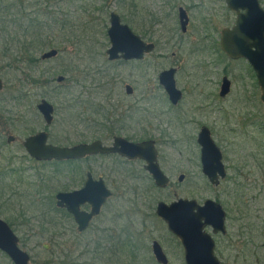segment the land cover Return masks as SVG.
Segmentation results:
<instances>
[{"label": "rangeland", "instance_id": "obj_1", "mask_svg": "<svg viewBox=\"0 0 264 264\" xmlns=\"http://www.w3.org/2000/svg\"><path fill=\"white\" fill-rule=\"evenodd\" d=\"M4 3L0 8V77L4 82L0 93V218L11 224L20 248L31 256L30 264H158L152 254L153 241L162 245L169 264H185L179 240L155 213L159 201L171 204L179 198L200 204L212 199L229 210V236L217 239L216 254L222 264H264L261 90L254 85L257 78L248 61L232 63L215 56L218 65H214L207 54L208 43H200L197 36L206 33L197 9L202 4L204 12L217 9L218 17L208 23L224 28L228 12L220 1ZM179 7L192 18L186 33L179 24ZM111 12L119 14L143 40L155 43L156 50L139 62L109 61ZM14 13L19 14L14 18ZM31 20L39 25L33 23L38 29L32 44V30L26 28L30 29ZM23 44H30L31 52H20ZM52 49L59 56L42 60L43 53ZM170 68L178 70L177 87L184 92L178 106L170 103L159 83L160 73ZM224 70L235 77L234 82L243 74V104L236 92L220 98L218 85ZM59 76L65 77L64 82H57ZM126 85L134 88L133 95L126 94ZM196 85H204L205 93L216 98L202 102ZM43 99L55 107L52 125L45 123L37 109ZM202 126L211 130L221 148L231 168L229 177L236 175L233 166L242 170L237 181L241 196L240 190L238 197L226 195L227 181L213 187L203 175L197 144ZM40 131H46L49 143L57 146L96 140L110 145L115 136L133 142L155 140L159 163L171 185L158 189L139 161L116 166L115 159L102 164L97 160L76 164L34 160L23 141ZM9 137H14L11 143ZM88 171L107 176L113 196L90 229L80 233L72 218L55 211V196L81 189ZM133 174L137 179L128 177ZM181 175H185L183 182L178 181ZM0 264L13 263L0 251Z\"/></svg>", "mask_w": 264, "mask_h": 264}, {"label": "water", "instance_id": "obj_2", "mask_svg": "<svg viewBox=\"0 0 264 264\" xmlns=\"http://www.w3.org/2000/svg\"><path fill=\"white\" fill-rule=\"evenodd\" d=\"M230 10L238 13L237 24L233 29L222 32L221 48L226 56L232 60L248 61L256 74L261 90V101L264 103V9L259 0H225ZM243 9V15L240 10ZM184 13L183 10H181ZM188 18L181 14V27L187 31ZM108 37L111 47L106 54L111 62L143 61L145 57L156 49L154 43H147L137 35L129 25L122 21L119 14L111 12ZM57 49L43 53L42 60L57 57ZM177 69L164 70L159 75V83L163 86L169 101L177 106L183 98V92L177 87ZM65 77L59 76L58 83L64 82ZM231 81L224 78L221 95L226 96L230 90ZM4 89V82L0 77V93ZM127 95H133L134 88L125 86ZM47 125L54 121V106L47 100H42L37 106ZM14 137H9L11 143ZM197 143L201 147L202 172L213 186H219L227 177V170L223 162V153L212 137L210 130L203 127L198 134ZM28 155L37 161H70L81 160L99 154H118L130 160L140 159L146 162L145 170L152 176L159 189L170 186L171 180L158 164V151L154 140L132 142L123 137H115L111 146L102 141L80 143L74 146H56L49 143V135L42 131L29 136L23 142ZM184 175L179 177V182ZM112 191L101 178L94 180L88 173V180L83 188L74 191L59 192L56 195V206L65 209L73 216L79 232L86 231L92 220L100 215ZM90 205V211L82 207ZM156 215L166 224L168 231L177 237L184 249L185 264H222L215 254L216 243L213 236L206 231L213 229V234H226L227 213L223 205L208 199L199 205L194 199L179 198L167 204L157 203ZM0 251L7 255L13 264H30L31 256L19 246V238L11 226L0 218ZM152 254L158 264H169V258L158 241L152 242Z\"/></svg>", "mask_w": 264, "mask_h": 264}, {"label": "flooded vegetation", "instance_id": "obj_3", "mask_svg": "<svg viewBox=\"0 0 264 264\" xmlns=\"http://www.w3.org/2000/svg\"><path fill=\"white\" fill-rule=\"evenodd\" d=\"M215 1H217V0H215ZM218 1H220V3L222 4V6L224 7V12H228V14L226 13V16L224 15V17H223V19H224V22H225V26H224V28H222V29H219V28H216L215 26H214V23H212V25L210 24V23H208V22H212V21H214V19L215 18H217L218 17V13H217V9H211V11H208L207 10V12H204V9H205V7H204V5L202 4V5H199L198 7H197V9H198V12L200 13V22L202 23V26H203V28H205V30H206V33L204 34V35H202L201 37L199 36V35H197L200 39V43L202 42V43H204V42H207L208 43V45H207V47H208V51H207V54H209L210 55V57H212V59H213V61H214V65L216 64V65H218L217 64V61H216V59H215V56H220V57H224L228 62H232V63H242L243 62V59H239V60H232V59H230V58H228L227 56H226V54L222 51V48H221V38H222V32H223V30H225V29H233L235 26H236V24H237V20H238V13L236 12V11H233V10H230L229 8H228V6H227V3H226V1L225 0H218ZM259 3H260V5H261V7L264 9V0H259ZM181 10H183L184 11V13H182V11ZM240 15H243V9H241L240 10ZM181 14H185L186 16H187V18H188V25H187V30H188V27L190 26V24H191V20H192V18H191V15H190V13L188 12V10L187 9H185L184 7H179L178 8V20H179V24H180V27H181ZM208 26V28H206ZM181 30H182V27H181ZM204 30V29H203ZM182 32H183V30H182ZM187 32V31H186ZM186 32H183V33H186ZM147 43H149V42H147ZM152 43V42H151ZM199 43V44H200ZM155 44V43H154ZM155 46H156V44H155ZM59 52V51H58ZM59 56V55H58ZM57 56V57H58ZM42 57V56H41ZM57 57H55V58H57ZM42 59V58H41ZM52 59H54V58H52ZM48 60H50V59H48ZM200 65V64H199ZM200 66H203V65H200ZM251 67V66H250ZM252 68V67H251ZM171 69V68H170ZM204 69V68H203ZM177 72H178V70H177ZM224 72V73H223ZM222 73H220V77L222 76V80H221V83H220V85H218L219 86V96H220V98H222V99H226V98H228V97H230V96H232L233 95V93L234 92H236L237 93V95H238V98L237 99H239V101H240V103L241 104H243V74H240L239 75V77H238V81H236V82H234L233 80H234V78L235 77H233L232 75H231V73L230 72H228V70L226 71V70H224ZM255 73V72H254ZM256 75V74H255ZM224 78H228L230 81H231V85H230V90H229V93L226 95V96H222L221 95V87H222V82H223V80H224ZM257 78V77H256ZM197 86V88H198V91H199V95H200V98H201V100H202V102H207V101H209V100H212V99H214V98H216V96L214 95V94H211V93H209V95H207V93H205L206 92V90H204V85H196ZM257 86H259V84H258V81H257ZM259 89H260V87H258ZM237 89V90H236ZM183 92V91H182ZM133 94H134V92H133ZM168 96V95H167ZM183 97H184V92H183ZM169 99V98H168ZM261 99V98H260ZM43 100H47V99H43ZM182 100H183V98H182ZM181 100V101H182ZM42 101V100H41ZM40 101V102H41ZM48 101V100H47ZM49 102V101H48ZM180 103V102H179ZM40 104V103H39ZM38 104V105H39ZM264 104V103H263ZM37 105V106H38ZM53 105V104H52ZM179 105V104H178ZM177 105V106H178ZM209 105V104H208ZM54 106V105H53ZM174 106V105H173ZM55 108V107H54ZM207 109L209 108V106H207L206 107ZM37 109H38V107H37ZM39 111V110H38ZM40 113V112H39ZM54 116H55V113H54ZM43 117V116H42ZM46 123V122H45ZM52 125V124H51ZM203 127H207V126H202L201 127V129L203 128ZM208 128V127H207ZM201 129H200V131H201ZM209 129V128H208ZM210 130V129H209ZM262 130L264 131V126H263V128H262ZM199 131V132H200ZM40 132H42V131H40ZM44 132H46V131H44ZM210 132H211V130H210ZM39 133V132H38ZM47 133V132H46ZM37 134V133H36ZM48 134V133H47ZM199 134V133H198ZM212 134V133H211ZM35 135V134H34ZM49 135V134H48ZM32 136V135H31ZM115 137H122V136H115ZM114 137V138H115ZM213 137V136H212ZM28 138V137H27ZM114 138H113V141H114ZM124 138V137H123ZM197 138H198V136H197ZM126 139V138H125ZM128 140V139H127ZM147 140H152V139H146V140H144V141H147ZM96 141H98V140H96ZM99 141H101V140H99ZM130 141V140H129ZM155 141V140H154ZM24 142V141H23ZM94 142V141H93ZM133 142V141H132ZM143 142V141H142ZM91 143V142H90ZM155 143H156V148H157V151H158V156H157V161H158V164H159V166L161 167V165H160V163H159V157H160V151L158 150V146H157V142L155 141ZM80 144V143H79ZM112 144H113V142H112ZM112 144H110V145H106V144H104V145H106V146H111ZM198 144V143H197ZM77 145V144H76ZM57 146V145H56ZM74 146V145H73ZM199 146V145H198ZM62 147H66V146H62ZM25 148V147H24ZM199 148H200V162H201V147L199 146ZM221 149V148H220ZM26 150V149H25ZM222 151V150H221ZM223 153V152H222ZM262 155L264 156V145H263V152H262ZM106 159H115V160H117V161H115V163H116V166H118V164L119 163H122V164H124V163H129V162H135V161H139V162H142V163H144V170H145V164H146V162L145 161H143V160H140V159H135V160H130V159H127V158H125V157H122V156H120V155H118V154H110V155H105V154H99V155H93V156H89V157H86V158H84V159H81V160H70V161H89V162H92V161H99L100 162V164H102L103 162L105 163V161H106ZM43 162V161H42ZM51 162H53V161H51ZM57 162H59V161H57ZM64 162V161H63ZM223 162H224V155H223ZM225 163V162H224ZM104 166V165H103ZM201 166H202V164H201ZM225 166H226V170H227V177L224 179V180H222L221 181V184L224 182V181H227V187H226V195H228V196H230V197H232V198H235V196L236 197H238L237 195H238V191L240 190V196H241V191H242V186L241 185H238V175L240 174V172L242 171H239L240 170V168H239V170L237 169V167H235V166H233V168H234V172L236 173V175L234 176V177H229V173H228V170H230L231 168H230V165H226L225 164ZM261 167H262V170H264V163H262L261 164ZM161 169H162V167H161ZM163 170V169H162ZM146 171V170H145ZM164 171V170H163ZM147 172V171H146ZM165 172V171H164ZM88 173H91L92 175H93V178H94V180H99V179H103L104 181H105V184H106V186L108 187V185H107V181L105 180V177H107V176H96V175H94L92 172H90V171H88L87 173H86V180H85V183H84V185L86 184V182H87V180H88ZM203 173V172H202ZM147 174L149 175V178L153 181V179H152V176L147 172ZM166 174V173H165ZM204 175V174H203ZM133 176H135V174H133V175H129L128 177H133ZM205 176V175H204ZM184 177H185V175H184ZM206 177V176H205ZM170 178V177H169ZM207 178V177H206ZM132 179H137V178H132ZM170 180H171V178H170ZM207 180H208V178H207ZM228 180H230V183H228ZM178 181H179V178H178ZM154 182V181H153ZM183 182V181H182ZM208 182H209V180H208ZM155 184V183H154ZM220 184V185H221ZM170 185H171V183H170ZM209 185L210 186H213L210 182H209ZM219 185V186H220ZM156 186V185H155ZM230 186H235L234 188H231ZM84 187V186H83ZM82 187V188H83ZM157 187V186H156ZM170 187V186H169ZM168 187V188H169ZM213 187H218V186H213ZM109 188V187H108ZM158 188V187H157ZM236 188V189H235ZM110 189V188H109ZM159 189V188H158ZM167 189V188H166ZM166 189H160V190H166ZM79 190V189H78ZM111 190V189H110ZM112 191V190H111ZM61 192H67V191H61ZM59 193V192H58ZM57 193V194H58ZM56 194V195H57ZM235 194V195H234ZM112 196H113V192H112ZM112 196L107 200V202L112 198ZM55 199H56V196H55ZM195 200V199H194ZM57 202V201H56ZM107 202H106V204H107ZM160 202V201H159ZM218 202V201H217ZM205 203V202H204ZM203 203V204H204ZM220 203V202H219ZM105 204V205H106ZM199 205H203V204H200V203H198ZM104 205V206H105ZM224 207V206H223ZM56 208H57V206H56ZM57 209H59V210H62L63 212H66V213H68L65 209H60V208H57ZM82 209L83 210H86V209H88V210H86V211H90V209H91V207H90V205H85V206H83L82 207ZM103 209V208H102ZM224 209H225V211H226V213H227V218H226V228H227V233L224 235V234H213V229L210 227L209 229H211V233L208 231V230H206L208 233H210L212 236H213V239L215 240V243H216V247H215V254H216V251H217V239H218V237H221V238H227L228 236H229V234H228V220H230V212H229V210H227V208H225L224 207ZM102 212V211H101ZM155 213H156V211H155ZM62 214V213H61ZM69 214V213H68ZM101 214V213H100ZM70 215V214H69ZM99 216V215H98ZM97 216V217H98ZM97 217H95L93 220H92V222H91V224L93 223V221L97 218ZM70 218H72L73 220H74V218H73V216L72 215H70ZM75 222V221H74ZM76 224V223H75ZM91 224H90V226H89V228L86 230V231H84V232H87L89 229H90V227H91ZM77 225V224H76ZM166 225V224H165ZM77 229H78V226H77ZM80 233H83V232H80ZM173 235V234H172ZM174 236V235H173ZM175 237V236H174ZM176 239H178L177 237H175ZM179 240V239H178ZM180 241V240H179ZM180 244H181V242H180ZM181 246H182V244H181ZM182 248H183V246H182ZM183 251H184V249H183ZM216 256H217V254H216ZM217 258H218V256H217ZM219 259V258H218ZM184 260H185V255H184ZM220 260V259H219ZM222 263V262H221Z\"/></svg>", "mask_w": 264, "mask_h": 264}, {"label": "trees", "instance_id": "obj_4", "mask_svg": "<svg viewBox=\"0 0 264 264\" xmlns=\"http://www.w3.org/2000/svg\"><path fill=\"white\" fill-rule=\"evenodd\" d=\"M4 1L5 0H0V8H2L3 6H4V4L6 3H4ZM18 5H16L15 7H17ZM19 6H20V11H22V6L19 4ZM9 9H12V7H10ZM18 14L19 13H14L13 14V16H14V18L15 17H17L18 16ZM7 14H5V16H6ZM37 26L38 25V23H36V20H31L30 21V29H29V27H26L27 28V30H32L31 31V33H32V36H31V43L30 44H32V43H34L35 42V40H36V37L37 36H35V35H37V32H36V30L35 29H38V28H36V26L34 25V24ZM39 26V25H38ZM29 44V45H30ZM38 44V43H37ZM29 45L28 44H23L22 45V49L20 50V52L21 51H24L25 53L26 52H31V50L32 49H30V47H29ZM49 46V45H48ZM20 52H17V54H21ZM31 56H33V55H31ZM252 69V68H251ZM253 71V70H252ZM256 84H254V85H257V82H255ZM107 132H112V131H108L107 130ZM113 133V132H112ZM145 139H149V138H145ZM144 141V140H143ZM53 163H55V164H57V163H60V162H57V161H53ZM62 163H66V164H76V163H78L77 161H64V162H62ZM55 211L57 212V213H62L65 217H68V218H70V215L68 214V213H66V212H63L62 210H59V209H55ZM8 223V222H7ZM9 224V223H8ZM10 226H11V224H9ZM179 243H180V241H179ZM132 244V243H131Z\"/></svg>", "mask_w": 264, "mask_h": 264}]
</instances>
